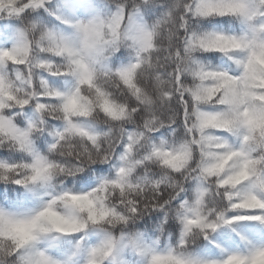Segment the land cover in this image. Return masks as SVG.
I'll use <instances>...</instances> for the list:
<instances>
[{
    "label": "clouds",
    "instance_id": "9594fccd",
    "mask_svg": "<svg viewBox=\"0 0 264 264\" xmlns=\"http://www.w3.org/2000/svg\"><path fill=\"white\" fill-rule=\"evenodd\" d=\"M242 236L264 0H0V264H225Z\"/></svg>",
    "mask_w": 264,
    "mask_h": 264
},
{
    "label": "snow or ice",
    "instance_id": "6c2138e0",
    "mask_svg": "<svg viewBox=\"0 0 264 264\" xmlns=\"http://www.w3.org/2000/svg\"><path fill=\"white\" fill-rule=\"evenodd\" d=\"M241 238L245 241L246 248L230 253L225 264H264V244H256L243 236Z\"/></svg>",
    "mask_w": 264,
    "mask_h": 264
}]
</instances>
